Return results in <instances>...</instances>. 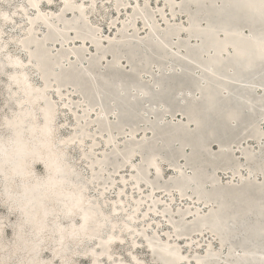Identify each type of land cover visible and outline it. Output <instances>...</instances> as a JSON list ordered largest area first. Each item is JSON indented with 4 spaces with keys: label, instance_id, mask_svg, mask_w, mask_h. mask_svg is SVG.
Segmentation results:
<instances>
[{
    "label": "rangeland",
    "instance_id": "rangeland-1",
    "mask_svg": "<svg viewBox=\"0 0 264 264\" xmlns=\"http://www.w3.org/2000/svg\"><path fill=\"white\" fill-rule=\"evenodd\" d=\"M64 1L66 2V0H53L51 5L45 4V1H43L41 8L44 12L54 16L61 9ZM90 1L70 0V2H67V5L71 3L70 6H72L73 11L69 13L71 16L62 11V13L60 12V17L62 15L63 18L65 14L64 19L70 22L68 29H62V23L57 22L56 25L63 32V36L46 43L51 55L56 58V66L53 68L54 73L66 69L79 58L77 65L79 71H88L91 69V64H95L93 69L95 74L91 75L94 78L93 83L97 85L99 81L98 84H101V80L106 78L112 86L100 90L101 92L98 89H95L96 91L94 92H89L85 88L77 89L72 83L60 89L63 94L62 98H58L56 94L57 89L55 90L52 87L47 90L48 99L55 102V106L59 112L58 120L60 124L66 125V127L59 129L61 138L67 137L72 131L76 134L75 131H82V128H84L85 131L78 133V137H83V134L88 133L89 135L87 134V136L91 137L95 135V138L99 139L100 144L96 147L98 150L95 152V155H91V158L96 160V157L102 153L100 148L103 147V141L105 140L103 136L96 134L98 128L96 129L95 120L92 118V115L96 113V109L103 110L101 116L106 120L104 122L105 129L111 127L110 131L116 138L114 143L116 151L114 153L111 152L112 154L107 153L110 156V163L105 166V173L102 172V176H98V172L93 173L91 167L89 168L88 165L90 160H86V163H84V158L81 157L84 148L88 149L90 144H83V148L74 144L66 150L69 156L68 160L77 174L75 180L84 189L86 188L85 192L90 196L91 200L100 205L104 218L115 217L110 214V204L118 200V186L119 184L123 186L121 182L122 177H128V187L126 186L125 191L128 193V198L126 199L127 205L130 199L129 208L126 211H119L122 215L112 219V221H117L118 227H124L125 221H130L125 215L132 208L131 204H136L135 200H133L134 196H137L138 199L146 197L141 210H144L146 205L148 207L153 206L154 200L160 201L158 206L161 208L166 205L168 210L164 212L165 215L162 209H158V206L156 209L159 213L154 214L151 211L150 214L155 217V221L157 220L156 218L160 217L158 219L160 222L158 230L162 236L161 238L166 237L167 232H172V239L175 235V238L179 241L187 236L186 239L191 240L189 249H187L185 244H179L181 251L187 257L184 261L186 264H190L191 262L196 264V258L205 261L204 264H262V261H264V186L260 188L253 186L248 192L246 200H242L239 197V194L245 190L243 180L252 177L254 181L256 180V184L259 185L261 184L264 171V153L249 163L242 156V152L245 149H250L255 153L258 148L262 147L261 136H264V82H260L259 80L260 72L256 71L248 74L243 82L237 81V77L232 75L233 70L231 71L232 73L229 72L231 73L229 79H225L219 74L215 75L218 79L226 80L229 84L230 95L235 100V105L240 109L242 116L238 120H231L226 119L222 113L219 114L215 118V124L219 132L214 141L208 140L206 144H201L196 136L191 135L193 128L191 127L192 124L188 122L189 117L193 113L203 110L202 102L205 88L211 84L208 78L214 76V73L212 66L208 63V59L212 55L211 51L201 53L199 59L189 57L188 50L196 52L204 43V39L195 33L189 34L187 30L192 24H197L201 29H204L207 27L208 20L217 21L220 17H227L232 13V9L226 8L221 11L222 1L215 0L210 6L205 4L203 6V11L205 12H200L196 16V8L191 5L180 6L181 0L179 2L174 0L173 6H169L170 9L169 7H165L164 4L159 6L161 0H122V5L119 8L106 0H95L91 4ZM3 3L13 5L10 10V12L16 13L12 17L13 20L18 25H24L23 28L16 27L13 30L12 21L6 23L0 19V28L4 29L7 33L5 41L14 40L15 43L9 45V47L10 50L16 52L21 49L17 45L16 39L22 38L28 26L25 13L27 11V15L31 16L34 9L27 5L26 0H3ZM132 3H135L134 7L136 10H143L145 14L133 15L132 12L128 13V10L134 8ZM80 4H85L86 7L83 8L89 13L84 17L81 15L83 9L80 7ZM93 7H95V11L91 13L90 11ZM4 11L8 12L9 9L5 7ZM75 12L79 14L77 16L80 20L79 22L71 21L76 16ZM227 18L226 27L232 28L236 26L243 37L249 36L255 28V25H249L242 20L237 21ZM130 23H134L133 28L131 27L128 30L124 43L115 52L116 57L120 60L118 63L120 67H108V64L115 57V53L107 51L104 42L112 40L110 36L119 25ZM152 25L157 29V39L147 42L145 41L146 29ZM74 26H80V28L89 26L95 31L96 37L90 39L82 34H77L78 29H75ZM168 27L171 31L169 34H166L165 30ZM45 31L46 29L43 25L36 24L35 34L39 39L45 36ZM29 32L30 30H28ZM215 35L218 38H222L224 36L223 29L221 27L217 28ZM92 41L98 44L103 54L99 55L92 52ZM60 50H62L64 57L58 55ZM19 57L23 62H26L25 53L20 52ZM221 57H224V54H221ZM0 62H6L2 54H0ZM25 65L28 64L25 63ZM30 67V65L27 67L29 77L33 82L39 81L41 84L40 76ZM130 68H133V71ZM157 80H161L167 84V89L170 91L169 96L159 95V88L155 84ZM118 81L124 82L125 91L122 94H126L127 97L133 100L132 103L135 108L133 117L125 115L123 117V125L120 127L115 122L118 108H113L111 104L112 96L118 95V90L115 88V84ZM8 87L9 81L7 78L0 80V135L3 137L8 135V132L4 130L2 125L3 118H13L16 114L18 106L16 99L20 94L19 92L13 95L14 86L12 85L11 93L8 91ZM143 90H147L148 94L141 95L139 92ZM219 99L221 100V106L225 103L226 94L221 92ZM64 100H67L68 107L63 105ZM69 107L77 109L76 116L80 118V123L76 126H74L73 114L69 111ZM90 108H94L95 110L90 112ZM39 114L40 112L38 116H40ZM184 120L188 132L180 136L171 135L174 131V126L184 122ZM159 125L162 126V131L158 129ZM135 130L137 131L134 132ZM133 132L135 133L134 136ZM142 134L149 144H125L128 140L133 141L136 139L135 141L138 142L137 137ZM167 134L171 135L169 138L170 142L169 144H164ZM103 135H108V132L104 131ZM88 141L91 140L87 137L86 142ZM220 146H223L222 149H220ZM128 149H135L132 157H125ZM219 150H223L224 155L217 159L219 157ZM154 155L160 157V160H158L162 170L160 178L151 170L149 171V160ZM126 158L130 159L126 160ZM131 163H136L139 168L141 167L143 172L139 181V185H143L141 190H137L136 187L131 185L134 181L130 177L132 168L129 167ZM94 167H97V165H94ZM117 167L120 169L118 170ZM178 172L186 176L196 173L198 179L187 184V187L180 191L185 181L178 177ZM35 173L39 177H42L44 170L42 167L36 165ZM98 177H100V180ZM113 182L115 184L114 187H109V184ZM100 189L104 191V196L99 195ZM149 190L150 192H148ZM162 191L163 193L161 194ZM1 194L6 197L4 190ZM150 195H152L151 198L149 197ZM163 197H165V200L162 201L161 198ZM147 200H151V203L148 204ZM119 207H122V205H119ZM208 208L218 211L223 223L222 226L217 227L209 223L206 227H203L198 221L187 220L191 215L183 218L178 216L174 211L177 210L176 212L180 211L184 213L187 209H190L193 212L192 215L196 214L198 218L205 217L207 215L205 210ZM141 210L139 214L142 213ZM0 217L4 218L5 239L11 242L13 238L11 231L19 219L16 215L8 214V211L2 207H0ZM109 228V226L103 228L102 239L108 235ZM139 228L143 229V226ZM147 230L150 233L152 232L150 228ZM150 235L147 234L152 243H164L159 239L153 241L152 237H155V234L152 235L151 233ZM126 236L123 243L118 241L121 245L114 248V259L124 258L126 261L131 259L128 256V249L130 247L128 241L133 245L132 237L128 234ZM144 240L146 239L144 238ZM85 243L84 249L82 248V252L80 253L87 251L92 244L87 243V241ZM125 243L128 244L126 245ZM160 244L156 247L158 251H160L158 248ZM146 245V243L141 242L134 248V251L138 249L136 255L141 259L142 264H162V261L155 260L148 253ZM44 256L45 258H50V254L48 253H44ZM81 256L75 255V258L84 259Z\"/></svg>",
    "mask_w": 264,
    "mask_h": 264
},
{
    "label": "bare ground",
    "instance_id": "bare-ground-1",
    "mask_svg": "<svg viewBox=\"0 0 264 264\" xmlns=\"http://www.w3.org/2000/svg\"><path fill=\"white\" fill-rule=\"evenodd\" d=\"M43 1H45V4H48V0H42V2ZM94 1L95 0H91L90 4L92 2L94 3ZM106 1L111 3L113 6H117V8H119V6L122 5L121 3L122 0H106ZM177 1L179 2V0ZM214 1L215 0H181L179 5L180 6L191 5L195 7L197 11L196 13L197 16L198 13L205 12L203 11L204 10L203 6L205 4L210 6L214 3ZM221 1L223 4L221 11H223L226 8L232 9V13L229 16H227L228 18L223 16L220 17V19L217 21L208 20L207 27L204 29H201L197 24H192L187 30L189 34L195 33L196 35L204 39V43L200 46V48L197 49L196 52L188 50L189 57H191L192 59H199L201 53H205L207 51H211L212 53V55L208 59V63L213 68L214 76L208 78L211 84H209L205 88V93H204L205 95L202 102L203 110L200 112L193 113L188 120V122L192 124L191 127L193 128L191 135L196 136V138H198L201 144H206V141L208 140L214 141L217 138L219 129L218 127H216L215 118H217L219 114L222 113L226 119H231V120H238L242 116L240 109L235 105V100L230 95L229 84L227 83L226 80H220L217 77H215V75L219 74L221 75V77L225 79H229L232 73L231 71L233 70L234 72L232 73V75L237 77V81L243 82V80L248 76V74L257 71L260 72V78H259L260 82H264V54H262V50H261V42L264 41V17H262L261 15V7H260L261 0H221ZM67 2H70V0H66V2L64 1V4L62 3L61 9L54 16H51V14L49 13L46 19L42 18L40 20H35L33 18L34 23L28 24L26 28V33L22 36V38L16 39V43L20 48L27 46L29 51L32 53L30 57V59L32 60L30 68H33L35 72L40 76L41 84L42 85L46 84L47 90L52 87L55 90L57 89L56 94L58 95V98L63 97V94L61 93L60 89L72 83L76 86L77 89L85 88L89 90V92H94L96 91L95 89H98V91H100L102 89H107L112 87L106 78H104V80H101L102 81L100 82L101 84H98L99 82L98 81L97 82L98 87H97V85L93 83L94 78L91 76L95 74V72L93 71L95 64H91V69L88 71H84V72L79 71L77 69L79 58H77L75 60L76 62L70 64L66 69H62L59 72L54 73L53 68L56 66L55 65L56 58L51 55L50 50L46 46V43L52 39H56L58 37L63 36V32L60 31L56 25L57 22L62 23L61 26L62 29L64 30L68 29V25H70L69 24L70 22L64 19L65 14L67 13L69 16H71V14L69 13L73 10H72V6H70L71 3L70 4L68 3L69 5L65 7ZM173 2L174 0H161V4L159 6L163 4L165 5V7L173 6ZM26 3L30 7V0H26ZM135 3H132L133 7ZM80 5H83L84 8L86 7L85 4H80ZM23 8L25 7L23 6ZM84 8H82L83 11L81 12V15L83 17L89 14L87 10ZM26 9H24V11H26ZM62 11L63 13L65 12L63 18L62 15L60 17V12L62 13ZM94 11H95V7H93L90 12L93 13ZM41 12H44L42 8H41ZM130 12H132L133 15H141L144 13L143 10H136L135 7L128 10V13ZM75 14L76 16H74L71 21L79 22L80 20L77 18V16H79L78 12H75ZM226 18L234 19L237 21L242 20L249 25H255V28L252 30L249 36L243 37L239 33L236 26H233L232 28L226 27ZM0 19L1 21L6 23H9L13 20L12 17L9 21H4L2 18ZM36 24H41V26L43 25L46 29L45 36L42 39H39L35 34ZM133 25L134 23L119 25L117 29L114 30L112 35L110 36L112 40L104 42V44L107 47L106 48L107 51H113L115 53L117 51V48L124 43V38L127 35L128 30ZM219 27H221L224 31V36L222 38H218L215 35V30ZM74 28L78 29L77 34L80 35L82 34L83 36H86L90 39L96 37L95 31L92 30L89 26L85 28H80V26L77 27L74 26ZM28 30H30L29 33ZM170 31L171 29L169 27L165 30L166 34H169ZM145 37H146L145 41L147 42L149 41L152 42V40L157 39V29L154 25L146 29ZM21 41H24L25 44L22 45L20 43ZM247 42L251 44L250 53L246 57H243L244 49H245L244 46ZM87 45H89V43H87ZM92 45H93L92 52H95L96 54L99 55L103 54L99 49L98 44L95 41H92ZM80 50H82V48H80ZM221 54H224V57H221ZM58 55L60 57H64L62 50L59 51ZM114 56L115 57L113 58L112 62L108 64V67H112V66L120 67L118 66L120 60L118 57H116V53L114 54ZM258 58L259 61H255ZM28 59L29 57H27L26 54V62H24V64L25 63L28 64ZM132 69L133 68H130L131 71H133ZM19 71L21 73H26L29 76L27 67L20 69ZM53 83L55 84L54 86ZM155 84L159 88L160 96H169L170 91L167 89V84L163 83V81L161 80H157ZM12 85L14 86L13 95L18 94L19 92L20 94L19 97L16 99L18 103L16 114L13 116V118L4 117L2 121L3 128L5 131L8 132V135L6 137L0 135V148L2 149V153H0V201L7 200L10 196L11 202L13 203L14 206H16V211L12 212L10 215H14V216L16 215L19 220L11 231L13 235L12 241L8 242L5 239V235H4L5 233L4 218L0 217V264H63V261L65 259L75 258L76 253L82 252L81 249L82 248L84 249L83 246L84 244H86L85 241H87V243H92L90 248L87 250L88 252H91L93 249H95L97 255H99L100 253L106 252L110 249V254L114 258V253H113L114 248L121 245V243L118 241H124L127 237L126 236L127 234L132 237V244L133 241H135L133 245L130 244L131 243L130 241H128L129 244L128 243L127 244L130 245L128 252L130 251L132 253V256H135L136 259L141 261V259H139L136 255L138 249L134 251V248L137 246V244L142 242L147 244L145 247L146 250H148V253L151 256H153L155 260L162 261L163 262L162 264H186V262H184L185 260H183L182 258H187V257L185 256V253L181 251L179 244H183V245L185 244L187 246V249H189L191 240L186 239L188 237L187 236L186 238L183 237L182 238L183 240L181 239V241H179L175 238V235L173 236L174 238L172 239L171 238L172 232L171 233L167 232L165 235L166 237L161 238L162 236L160 234V231L158 230L160 224L158 219L160 217L156 218L157 220L155 221L154 219L155 217H153L152 214H150L151 211L154 214L159 213L156 209V207L160 202L159 200L158 201L154 200L155 202H153V206L148 207V205H146L145 209L141 210L144 201H146V197L138 199L137 196H134L133 200H135L136 204H131L132 208L128 210L127 214L125 215L126 217L132 216V219L129 222H127V220L126 221L124 220L125 225H127V228L124 229V233L121 234V228H123L122 226L118 227L116 232L113 233L109 225L110 228L108 235L106 236V238L102 239V234L104 233L103 230L104 227L100 228V224L103 223L102 208L100 207V205H98L97 203L91 200L90 196L85 192L86 188L84 189V187L81 186L80 183L75 180L77 174L74 171V167L70 164L69 160L65 162L64 168L61 171L63 173H57L56 171H53L51 174L50 181L47 179H42V177L47 175L45 166L43 163L32 164L33 156L39 155L44 157L45 159L51 157L53 163H55L57 148L56 146H52V148L50 149L44 143L42 119L41 120L38 119L37 116L38 113L40 112L39 115L42 118L43 113L40 110L46 108L48 104L51 103L52 101L48 99L47 91L25 95L24 91L18 88L14 82L12 83ZM115 88H117L118 90V95L112 96L111 104L113 105V108L115 107L118 108L117 110L118 114L115 115L116 116L115 122L116 125L120 127L123 125L124 122L123 117L125 115L133 117L135 108L132 103L133 100L127 97L126 94H122L125 91L124 82L118 81V83L115 84ZM221 92H224L226 94V99H225V103L220 106L221 100L219 99V94ZM139 93H141V95H145L148 94V91L143 90ZM63 105H65L66 107L69 106L67 100L63 101ZM76 110L77 109L74 108L72 109L69 107V111L73 114L72 119H74L73 121L75 122L74 126L80 123V118L76 116L77 114ZM89 110L90 112H92L95 109L90 108ZM101 112H103V110L96 109V113L92 115V118L95 120L94 122L96 123L95 127L96 129L98 128L96 134L103 136V138L105 139L103 141V147L100 148L102 153L96 157V160L94 158H91V155H95V152L98 150L96 149V147L98 146V144H100L99 139L98 138L96 139L95 135L91 137L87 136L88 133L83 134V137H78L77 134L82 131H85L84 128H82V131L81 130L75 131L76 134L74 133V131H72L67 137L62 138L64 140H68L69 138H71L74 141V143L60 146L66 151L70 146H73L74 144L79 145L80 148H83V144H90V147L88 149L84 148V150L81 153V157L84 158L83 160L84 163H86V160H90V162H88L89 168L91 167V171L93 173L98 172L97 174L98 176H102L101 173L104 172L105 166L109 165L110 163V156L108 154L109 153L112 154L111 152L114 153L116 151L114 145L116 138L110 131L111 127L105 129L104 122L106 120L102 118L103 116H101L102 114ZM236 115H238V118H234V116ZM9 122H11L12 124L11 129L8 126ZM158 127L160 131L163 130L162 126L159 125ZM17 130L19 134H17ZM104 131H107L108 135H103ZM136 131L137 130H135L134 132ZM134 132H133V136L135 134ZM185 132L188 131H187V125L185 124V120H184V122L178 123L174 126V131L171 135L180 136ZM171 135L167 134L164 144H169L170 142L169 138ZM86 136L91 141L86 142L87 139ZM137 139L139 140V141L137 140L138 142L135 141L136 139L133 141L128 140L125 142V144L127 143H131L135 145L149 144L148 141L145 138H143V134L141 136H138ZM222 147L223 146H220V149H222ZM150 148L152 147L150 146ZM134 150L128 149L125 154V157H132L135 153ZM257 151H256L257 153L256 152L254 153L250 149L243 150L242 152L243 159L248 163L255 160L260 154L264 153V148L260 147L257 149ZM19 152H20V157L18 159H12ZM116 155H118V153H116ZM223 155H224L223 150H219L218 151L219 157L217 159H219ZM155 157H157V155H154L149 160L148 166H150L149 167L150 169L149 168L148 169L149 171L151 170L155 175H157L160 178L162 171L161 168L159 174H157L156 167L152 166ZM127 159L130 158H126V160ZM157 164L159 165L158 161ZM36 165L42 167V169L44 170V175L42 177H39L35 173ZM94 165L95 166L97 165V167H94ZM129 168H132L130 177L134 179L131 185L136 187L137 190H141V188H143L142 184H141L142 186L139 185V181L143 173L141 167L139 168L136 163H131ZM119 169L120 168H118V170ZM30 171L32 173H35V175H30ZM178 177L185 181V184L180 188V191L186 188L187 184L192 183L198 179V175H196V173H193L190 176H186L178 172ZM98 178L100 180V177ZM127 178L128 177L126 178L122 177L121 182L123 183V186L120 184L118 186L119 187L118 200H115L110 204L111 216L118 217L122 215V213L120 214L119 211H126L127 208H129L128 206L130 204V199L128 200V205H127L126 199L128 198V193L125 191L126 190L125 188L128 185ZM261 180H262L261 184L259 185L256 184L255 182L256 180L254 181L252 177L243 180L245 190L239 194V197H241L242 200L244 199L246 200V198H248V192L251 190L253 186L258 188L264 186V171ZM114 185H115L114 182L110 183L109 187H114ZM3 190L6 192V197L1 194ZM148 192H150V190ZM162 193L163 191L161 192V194ZM81 195H83L84 197L82 204L79 203ZM99 195L104 196V191L102 189L99 190ZM149 197L151 198L152 195H150ZM164 198L165 197L161 198V200L162 201L165 200ZM150 203L151 200L148 201V204ZM119 205L120 206L122 205V207H119ZM165 206L166 205H164L163 208L158 206L159 210L162 209L163 214L165 211L168 210L167 206L166 207ZM70 208L74 209V211L76 212V215H74L71 218L67 215L68 210ZM80 209H83V211H81ZM140 210L142 211L141 214H139ZM145 211L147 212L145 213ZM174 211L175 213H177L178 216L183 218L191 215L188 217L187 220L194 222L198 221L200 224H202L203 227H206L209 223L217 227L223 225L221 218L218 214V211L211 210L210 208L205 210L207 214L205 217H198V218L196 217V214L192 215L193 212L190 209H187L184 213H181L180 211L176 212L177 210ZM85 215L89 217L87 223L84 220ZM141 220L143 221L139 222ZM112 223L117 224V221L113 220ZM140 226H143V229H140L139 228ZM128 228L132 229V231H128ZM148 228L152 229L151 232L152 235L155 234V237H152V239H154L153 241L159 239L164 242L161 244L159 243L160 246L158 248L160 249L161 252L156 249V247L159 244L152 243L151 239L148 238L147 234L149 235L151 234L147 230ZM113 235L115 236V239H113L112 243L109 245H105L103 242L107 241L108 238ZM92 237H95L97 239H92ZM198 237H200V235H198ZM144 238L146 240H144ZM97 245H101V246L97 247ZM44 253L50 254V258H45ZM161 255H167V256L170 255L172 258L165 256L162 257ZM81 257L83 258V255ZM100 259L106 261L108 257L107 255H103L100 256ZM114 260L118 262L120 259L115 258ZM198 261L200 262V264H204L205 262L202 261L200 258H196L195 261L196 264ZM190 264H194V262H191Z\"/></svg>",
    "mask_w": 264,
    "mask_h": 264
},
{
    "label": "snow or ice",
    "instance_id": "snow-or-ice-1",
    "mask_svg": "<svg viewBox=\"0 0 264 264\" xmlns=\"http://www.w3.org/2000/svg\"><path fill=\"white\" fill-rule=\"evenodd\" d=\"M53 0H48V4L51 5ZM7 7L9 9L8 12L4 11V8ZM13 7L12 4H4L3 0H0V18H2L4 21H9L11 17H14L16 13L10 12L11 8ZM42 7V0H30V8L34 9L35 11L32 13L31 16H28L27 13H25L26 17V23L33 24L34 19L40 20L42 18L46 19L49 13L41 12ZM67 7V4L65 5ZM83 8V5L80 6ZM261 15L264 17V0H261ZM34 18V19H33ZM13 24V30H15L16 27L23 28L24 25L20 24L17 25L15 20H12ZM7 36V33L4 31V29L0 28V54L3 55L6 62H0V80H3L4 78H7L9 81V87L8 91L11 93L12 91V83L14 82L15 85L22 89L24 91L25 95H30L31 93H41L47 91V86L41 85L39 81H31L29 76L26 73H21L19 70L28 67V65H31L32 60L30 59L32 53L29 51L27 46L22 47L18 51L14 52L10 50L9 45L15 43L14 40L5 41V37ZM22 45L25 44L24 41L20 42ZM261 50L262 54H264V41L261 42ZM25 53L27 54L28 59V65H25L23 60L19 58V53ZM22 77V78H21ZM43 115L42 118L40 116H37L38 119H42L43 124V133H44V143L46 146H48L50 149L52 146H56L57 153L55 156V163H53L52 158L49 157L48 159H45L42 156L34 155L32 159V164L37 163H43L47 172V175L42 177V179L51 180V174L53 171H56L57 173H60L65 165V162L69 159V156L67 152L60 147L61 145H68L70 143H74V141L69 138L68 140H64L60 137L59 129L61 127H66V125L60 124L58 120L59 112L55 106V102H51L48 104V106L44 109L40 110ZM234 118H238V115L234 116ZM9 128H12L11 122H9ZM17 134H19L17 130ZM262 148H264V136H262ZM160 160V157H155L153 160V167H156L157 174L160 172V167L157 164V161ZM30 175H35V173H32L30 171ZM84 200L83 195L80 197L79 203L82 204ZM0 207L7 209L8 213L11 214L12 212L16 211V206L13 205L11 202V197L7 200L0 201ZM83 211V209H80ZM67 215L71 218L74 215H76V212L74 209L70 208L68 210ZM116 217H104L103 223L100 224V228L109 226L111 227V230L113 233L116 232L118 228V224L112 223V219H115ZM89 217L87 215L84 216V220L87 223ZM129 220L132 219V216L128 217ZM124 228H127V225H124L123 228H121V234H123ZM128 231H132V229L128 228ZM92 239H95V237H92ZM113 239H115V236H110L107 241H104L103 243L105 245H109L112 243ZM123 243V241H121ZM135 241H133V244ZM101 245H97V247H100ZM85 257L84 259H65L63 261V264H142V261L136 259L135 256H132V253L129 251L128 256L131 257L130 260H125L124 258H121L118 262L114 260L113 256L110 254V249L106 252H102L99 255H97L95 249H93L91 252L84 251L83 253H76V256ZM107 255L108 259L102 260L100 259V256ZM183 260H186V258H182ZM197 264H200L198 261ZM262 264H264V261H262Z\"/></svg>",
    "mask_w": 264,
    "mask_h": 264
},
{
    "label": "water",
    "instance_id": "water-1",
    "mask_svg": "<svg viewBox=\"0 0 264 264\" xmlns=\"http://www.w3.org/2000/svg\"><path fill=\"white\" fill-rule=\"evenodd\" d=\"M250 46H251V44L249 43V42H247L246 44H245V49H244V54H243V57H246L249 53H250ZM255 61H259V58L258 59H256ZM253 63H256V62H253ZM252 64V63H251ZM0 153H2V149L0 148ZM20 157V152L18 153V154H16L15 156H14V158H12V159H18ZM60 173H63V172H60ZM162 257H171L170 255H161ZM172 258V257H171Z\"/></svg>",
    "mask_w": 264,
    "mask_h": 264
}]
</instances>
